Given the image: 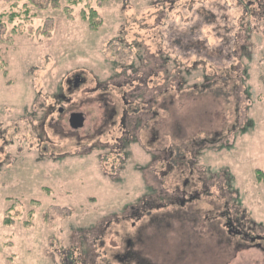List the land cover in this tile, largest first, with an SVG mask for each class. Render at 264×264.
Masks as SVG:
<instances>
[{
	"label": "rangeland",
	"instance_id": "rangeland-1",
	"mask_svg": "<svg viewBox=\"0 0 264 264\" xmlns=\"http://www.w3.org/2000/svg\"><path fill=\"white\" fill-rule=\"evenodd\" d=\"M256 170L264 0H0V264H264Z\"/></svg>",
	"mask_w": 264,
	"mask_h": 264
},
{
	"label": "flooded vegetation",
	"instance_id": "flooded-vegetation-1",
	"mask_svg": "<svg viewBox=\"0 0 264 264\" xmlns=\"http://www.w3.org/2000/svg\"><path fill=\"white\" fill-rule=\"evenodd\" d=\"M74 80V78L72 79V81ZM71 81L69 80V81H67V83H70ZM79 82L80 83H83L84 82V79H81V78H79ZM61 110V112H62V109H60ZM59 110V111H60ZM60 112V113H61ZM114 114H116L115 112H114ZM111 118V117H110ZM109 118V119H110ZM168 165L171 167V168H174V166L175 165H177V166H179V167H181L182 165L181 164H178V163H176V161H174V163L172 162V164H169L168 163ZM189 166L191 167V169H189L190 171H194L193 170V166L191 165V164H189ZM193 173V172H192ZM186 181H184L182 184H183V186L184 185H186ZM182 185H181V188H176V190H175V192L176 193H178L180 196H181V198H182V201H181V204L183 203V200L185 199V200H191V199H193V197L195 196V194H198L199 193V190L198 189H195V186L193 187V189H188V190H186L185 188L186 187H183ZM231 225H229L228 224V227H230ZM233 228V227H232ZM232 228L230 227V229L227 231L228 232V234H232V233H235V236L236 235H239L240 234V232H238V231H232ZM234 235V234H233ZM242 236V235H241ZM251 241H253L254 239L253 238H251L250 239Z\"/></svg>",
	"mask_w": 264,
	"mask_h": 264
},
{
	"label": "trees",
	"instance_id": "trees-1",
	"mask_svg": "<svg viewBox=\"0 0 264 264\" xmlns=\"http://www.w3.org/2000/svg\"><path fill=\"white\" fill-rule=\"evenodd\" d=\"M71 4H76L77 2H79V0H69ZM82 19L85 21H88L89 26L91 29L96 30L98 28V23H96L95 19L97 18V15L94 11L90 10L89 14L86 15L85 13H82ZM186 43L188 44L186 49L192 47L194 48L196 45L192 44V43H188L186 41ZM255 179L258 183H262L264 184V171L262 170H256L255 171Z\"/></svg>",
	"mask_w": 264,
	"mask_h": 264
},
{
	"label": "water",
	"instance_id": "water-1",
	"mask_svg": "<svg viewBox=\"0 0 264 264\" xmlns=\"http://www.w3.org/2000/svg\"><path fill=\"white\" fill-rule=\"evenodd\" d=\"M79 82V78L75 77L73 80L74 87H77ZM61 112V110L59 111ZM85 121V116L82 113H72L68 118V125L71 129L77 130L82 127Z\"/></svg>",
	"mask_w": 264,
	"mask_h": 264
}]
</instances>
